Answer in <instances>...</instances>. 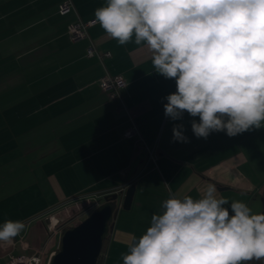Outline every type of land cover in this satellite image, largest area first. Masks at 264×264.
Wrapping results in <instances>:
<instances>
[{
	"label": "crops",
	"instance_id": "0c3cea01",
	"mask_svg": "<svg viewBox=\"0 0 264 264\" xmlns=\"http://www.w3.org/2000/svg\"><path fill=\"white\" fill-rule=\"evenodd\" d=\"M62 1L0 0V226L28 211L35 224L25 240L41 246L46 213L64 204L63 211L77 197L98 205L105 192L134 179L132 204L118 210L103 259L123 264L170 197L199 199L213 184L218 198L229 201L225 207L242 201L260 213L264 121L233 137L214 131L197 138L191 122L198 116L165 115L176 82L154 70L145 43L133 36L120 45L98 22L85 38L71 40L72 24L95 21L107 0H70L66 13ZM107 75L126 81L116 97L100 86ZM178 124L186 143L173 140Z\"/></svg>",
	"mask_w": 264,
	"mask_h": 264
},
{
	"label": "clouds",
	"instance_id": "9594fccd",
	"mask_svg": "<svg viewBox=\"0 0 264 264\" xmlns=\"http://www.w3.org/2000/svg\"><path fill=\"white\" fill-rule=\"evenodd\" d=\"M109 37L145 43L154 70L175 79L164 105L167 117L187 112L197 138L229 137L261 128L264 121V0H107L94 12ZM183 124L173 140L188 142ZM218 198L208 184L199 199H166L162 214L123 256V264H244L264 260V214L242 201ZM22 221L0 226L11 242ZM135 240V237H133Z\"/></svg>",
	"mask_w": 264,
	"mask_h": 264
},
{
	"label": "water",
	"instance_id": "95a60500",
	"mask_svg": "<svg viewBox=\"0 0 264 264\" xmlns=\"http://www.w3.org/2000/svg\"><path fill=\"white\" fill-rule=\"evenodd\" d=\"M135 190V184L131 183L124 192H105L98 199L102 202L87 217L62 233L58 238V247L47 264H96L103 243L114 228L118 210L130 208ZM259 214H264V209Z\"/></svg>",
	"mask_w": 264,
	"mask_h": 264
},
{
	"label": "built area",
	"instance_id": "2783aa9c",
	"mask_svg": "<svg viewBox=\"0 0 264 264\" xmlns=\"http://www.w3.org/2000/svg\"><path fill=\"white\" fill-rule=\"evenodd\" d=\"M72 7L70 0H63L60 4V10L62 13L69 12ZM95 21H80L73 23L70 27L71 40H79L87 36V28L94 25ZM88 55L94 54L93 47H90L87 51ZM101 88L108 93L109 97H116L119 95V90L126 84L124 78L119 75L103 76L99 79ZM133 133V130H132ZM156 148H150V157H154L156 154ZM149 158V157H148ZM134 179L129 181L127 184H122L114 190L124 192L127 186L133 183ZM84 202L89 203L86 210H80L77 215H69L63 217L61 215L50 214L47 218L46 223V238L44 239L41 246L29 244L26 238L14 237L11 242L0 241V259L4 260L3 264H47L51 255L55 253L58 247V241L62 233L69 228L70 225L75 224L76 220L80 216L88 214L96 207V201H90L85 199ZM76 201L73 205H76ZM96 204V205H95ZM66 209V208H64ZM55 247V248H54Z\"/></svg>",
	"mask_w": 264,
	"mask_h": 264
},
{
	"label": "rangeland",
	"instance_id": "374dc122",
	"mask_svg": "<svg viewBox=\"0 0 264 264\" xmlns=\"http://www.w3.org/2000/svg\"><path fill=\"white\" fill-rule=\"evenodd\" d=\"M79 198L80 197L75 198V200H73V199L69 200V204H71V205L74 204L77 201V199H79ZM63 205H59V206L55 207L53 209L54 212H48V213H46V215H47L46 218H48V216L50 214H56L58 216L61 215L63 217H68L69 215H77L80 212V210H83V209L86 210L87 209L86 207L87 206H90L89 203L80 201L76 205H72V206H70V207H68L66 209H63V211H61ZM60 211H61V213L60 214H57ZM28 214H30V213H28V211H25V212L19 213V216H18V217H20V216H23L24 217L21 221L26 226L25 229L18 235V237L19 238H22V239L23 238H30L33 235L32 234L33 233L32 231L34 229L33 226L35 224V217L32 216V217L28 218V217H26V215H28ZM87 215H88V212L85 215L80 216V218H78L75 222L78 223L79 221H81L82 219H84L85 216L87 217ZM3 263H4V260H2V264Z\"/></svg>",
	"mask_w": 264,
	"mask_h": 264
},
{
	"label": "trees",
	"instance_id": "16d2710c",
	"mask_svg": "<svg viewBox=\"0 0 264 264\" xmlns=\"http://www.w3.org/2000/svg\"><path fill=\"white\" fill-rule=\"evenodd\" d=\"M130 181V180H129ZM134 183V182H133ZM102 197V196H101ZM100 197V198H101ZM89 215V214H88ZM87 215V216H88ZM86 217V216H85ZM109 239V238H108ZM108 239H106V241L103 243V247H102V252L101 254L99 255L98 259H97V263L96 264H103L104 261V256H105V253H106V244H107V241ZM244 264H264V260H260V261H256V260H253V261H248V262H244Z\"/></svg>",
	"mask_w": 264,
	"mask_h": 264
},
{
	"label": "bare ground",
	"instance_id": "6f19581e",
	"mask_svg": "<svg viewBox=\"0 0 264 264\" xmlns=\"http://www.w3.org/2000/svg\"><path fill=\"white\" fill-rule=\"evenodd\" d=\"M114 191V190H113Z\"/></svg>",
	"mask_w": 264,
	"mask_h": 264
}]
</instances>
